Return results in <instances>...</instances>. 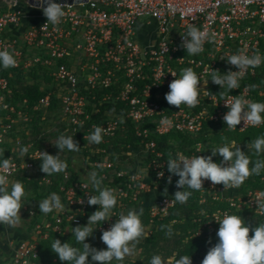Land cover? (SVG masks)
I'll list each match as a JSON object with an SVG mask.
<instances>
[{
  "label": "built area",
  "instance_id": "built-area-1",
  "mask_svg": "<svg viewBox=\"0 0 264 264\" xmlns=\"http://www.w3.org/2000/svg\"><path fill=\"white\" fill-rule=\"evenodd\" d=\"M34 1L42 3V0ZM58 4L66 12L62 22L44 27L47 18L41 7L29 0H0V51H9L16 60L14 67L0 68L3 69L0 70V110L5 111L0 114V146L9 151L7 159H12V168L7 173L10 182L18 176L27 175L30 179V172L42 161L40 152L49 153L41 130L55 117L63 126V134L73 139L81 132L86 140L95 126L105 129L101 142L105 145L128 132L134 133L139 139L137 147L125 145L127 150L117 153L86 140L85 146L92 155L105 154L92 162L90 155L83 154L86 162L93 169L100 168V178L107 181L105 187L113 189L118 200L111 221L96 226L102 235L119 214H127L139 204L144 207V197L171 175L163 153L157 151L151 136L197 135L209 124L233 132L262 126L245 127L242 121L237 129L230 130L223 118L229 111L224 102L231 96L242 95L252 102H264V63L246 69L239 77V88L234 90L214 84L211 72H238L227 59L241 51L249 56L257 53L264 56V0H87ZM192 25L206 30L212 37L205 42L204 51L195 56H189L183 47V35ZM187 67L201 79L200 102L196 107L178 108L168 104L165 95L170 90L169 84ZM4 70L8 76L2 75ZM10 79L25 85L38 84L43 95L33 103L24 98L11 104L7 102L13 97ZM35 113H38L37 134L32 128ZM164 117L172 119L171 128L161 125ZM25 146L29 151L21 156L20 149ZM136 151V155L140 152L148 157L145 168L140 169L137 163L130 168L124 165ZM202 152L201 143H197L191 155L177 154L192 157L201 156ZM160 172H164L163 177ZM71 177L69 171L64 172L58 186L57 195L64 208L35 222L32 232L5 264H50L42 257L38 243L48 239L51 233L62 234L87 225L93 210L88 199L96 195L95 188L84 180L71 181ZM115 178L120 182L112 185ZM39 184L52 185L53 178L45 174ZM203 188L200 203L211 199L224 201L228 207L207 214L195 237L218 232L216 220L225 213L232 214L233 209L248 207L257 215L264 214L258 211L255 202L264 199L260 191L237 197L230 193L233 188L226 190L222 184L213 185L210 181H205ZM175 206L172 196H161L149 206L147 236ZM29 215L36 216L32 210Z\"/></svg>",
  "mask_w": 264,
  "mask_h": 264
},
{
  "label": "clouds",
  "instance_id": "clouds-1",
  "mask_svg": "<svg viewBox=\"0 0 264 264\" xmlns=\"http://www.w3.org/2000/svg\"><path fill=\"white\" fill-rule=\"evenodd\" d=\"M44 3L47 5L42 9L47 18L44 27L48 24L59 25L66 15L64 7L55 0H44ZM211 39L206 30L192 25L188 28L186 35H183V47L189 56H195L204 51L205 42ZM227 62L239 71H229L227 74L212 71L211 81L224 90H234L239 88V77L244 71L259 67L264 63V56L259 53L249 56L241 51L230 55ZM15 65L16 60L13 54L7 50L0 51V68L7 69ZM171 74L176 77L175 73ZM200 82V77L191 67L182 69L179 78L169 84L170 90L165 95L166 101L178 108L181 105L196 107L200 102ZM224 103L229 108L223 118L228 129H237V125H240L242 121L245 127L264 125V102H252L239 95L229 97ZM160 123L166 128L173 126L172 119L167 117L162 118ZM104 132L105 129L95 126L94 131L85 139L100 144L103 141ZM54 146L60 150V153L65 150L80 149L72 136L65 135H60ZM248 148L257 156L264 155V135L252 140ZM28 151V146L22 147L20 155L25 156ZM217 155L223 158L220 163L213 160ZM39 160H42L41 171L46 173L47 177L64 172L67 167L66 162L60 158V154L53 156L47 152H40ZM11 168L12 159H0V224L15 227L21 219L22 199L26 192L21 182H10L7 173ZM167 169L169 173L179 177L176 187L183 191H177L174 200L184 204L193 191L204 189L205 181H210L213 185L222 184L226 190L239 188L250 175H260L264 171V159L252 161L249 155L239 147H235V141H233L213 148L210 156L187 157L177 154L176 158L170 157L167 160ZM159 175L163 177L164 172H160ZM172 175L168 177L169 183L172 182ZM90 178L98 195L90 196L88 204L99 205V209L88 217L86 226L72 228L75 243H62L61 240L54 239L50 248L58 255L61 262H67V264H97V262L98 264H117L132 253L135 246L133 242L145 234L141 221L143 209L139 213L136 210H129L127 214H119L116 222L111 224L108 230L103 231L100 237L107 246L106 250L93 247L86 241L93 235L96 226L106 221L110 222L115 216L113 210L118 200L113 189L101 186L102 178H98L96 172L90 173ZM255 202L258 205V211L264 212V199H257ZM63 208L61 198L56 193H51L48 198L39 201V209L43 214ZM216 221L219 223L217 232L219 240L209 249L202 264H264V222L255 228H250L240 215L228 213ZM150 264H164V260L160 255H154ZM175 264H193L191 255L179 256Z\"/></svg>",
  "mask_w": 264,
  "mask_h": 264
},
{
  "label": "trees",
  "instance_id": "trees-1",
  "mask_svg": "<svg viewBox=\"0 0 264 264\" xmlns=\"http://www.w3.org/2000/svg\"><path fill=\"white\" fill-rule=\"evenodd\" d=\"M3 70V69H0ZM3 76H8V72L6 70L2 71ZM10 88L13 91V97L7 99V102L11 104H15L24 98L28 99L30 103L38 100L39 97L43 95L39 91V85H25L20 80L10 79ZM107 105L106 108H108ZM105 110V107H103ZM5 111L0 110V114H4ZM38 113H35L34 120L32 123V128L34 130L33 133H39L38 126L36 125ZM264 135V125L258 128H250L244 132H233L223 129L218 124H209L205 125V128L202 132L197 135L187 134V133H171L162 137L151 136V138L156 142L157 151L163 153V159L168 160L170 157L175 158L178 152L191 155L194 152V145L197 143H206L208 141V137L212 136V139L216 138L219 140L225 141H235L239 144V148L245 152V154L249 155L252 161L256 159H264V155L257 156L250 151L248 145L255 140L257 137ZM128 138L126 140L121 139L122 136L113 139L110 144H95L97 146H102V148H106L110 153H117L118 150H127L125 145H131L133 147H137V139L132 132H128L125 134ZM74 141L79 146V151L85 156L90 155V161L99 160L103 158L105 154H94L90 153V149L85 146L86 140L83 139V134L79 132L75 135ZM175 143H173V142ZM42 142V141H41ZM112 145V147H110ZM83 146H85L83 148ZM56 152L59 151L57 147H55ZM53 150V152L55 151ZM51 150L48 154H50ZM70 152V151H69ZM9 151L0 146V159H7ZM211 151H203L201 156H210ZM118 160H123V157H118ZM222 157L217 155L213 158L214 162L220 163L222 161ZM148 162V157L145 158L144 164L146 165ZM42 161L38 163V177L36 179H27V175L18 176L20 180L24 181L28 185L31 186L32 190H34L37 199H46L50 196L51 193H59L58 186L61 182L60 173L53 174L51 177L53 178V184L50 186L40 185L39 181L44 176L41 171ZM89 167H92L91 163L87 161ZM251 167V165H250ZM98 178H100V168H95ZM66 170L70 171L72 174L71 181L76 180V175L74 174V170L68 164ZM171 174V173H170ZM172 175V174H171ZM59 178V179H58ZM179 177L172 175V182L169 183L167 179L158 182L157 191L161 194V196H172L174 197L177 191H183V189H178L176 187V182ZM69 181V183L71 182ZM107 181L102 180V187H105ZM120 182L118 178H115L112 185H116ZM191 191V190H190ZM241 196H246L250 191H260L264 195V171L261 172L260 175H250L245 182L237 189ZM96 192V190H95ZM200 191H193L189 200L180 204L176 202V206L171 210L170 215L165 218L162 222L157 223L156 227L153 229L150 235H146V228L149 224V213L148 208H144L142 204H139L138 208L132 210H136L138 213L141 209H143V213L141 215V221L145 229V234L142 235L136 242V249L141 250L143 262L141 264H150V260L154 255H160L164 264L166 261L172 259L170 264H175V260L182 255H191L193 264H202L203 259L208 253L209 249L214 247L218 243L217 232L208 235H201L200 237L193 236L201 226L203 222L207 219L205 216L207 214H212L214 211L218 209H226L228 204L226 202L220 201H212L208 199L205 203H200ZM96 195L98 193L96 192ZM153 204V203H152ZM99 205L93 206V210H91L90 215L98 210ZM206 212L203 214V212ZM253 210L245 207L242 210L233 209L232 214L240 215L242 219L249 225L250 228H255L259 226L260 223L264 222V214L256 215ZM51 213H48V217H50ZM250 215L256 217V221L252 222ZM201 218V222L198 219ZM41 218L33 217V221L29 228L31 229L35 222L40 221ZM84 226V225H80ZM29 229V230H30ZM72 230V229H71ZM71 230L65 231L62 234L51 233L48 239L41 240L38 245L42 257H44L50 264H59L61 261L58 258V255L55 254L50 246L54 239L61 240L62 243L68 242V240L72 243H75L73 240V233ZM171 230V233H169ZM252 232L250 231L249 236L251 237ZM88 238L86 242L90 243L92 241L95 243V248L102 250H106L107 246L102 242L101 243V235L95 229L94 235ZM73 240V241H72ZM79 246V245H77ZM91 258L89 257V260ZM59 261V262H58ZM5 264V263H0ZM61 264H67V262H61ZM140 264V263H134Z\"/></svg>",
  "mask_w": 264,
  "mask_h": 264
},
{
  "label": "rangeland",
  "instance_id": "rangeland-1",
  "mask_svg": "<svg viewBox=\"0 0 264 264\" xmlns=\"http://www.w3.org/2000/svg\"><path fill=\"white\" fill-rule=\"evenodd\" d=\"M0 8H1V5H0ZM58 121H59L58 117H55L54 119H51L45 126H43L41 133H43L44 138L42 139V141L49 146V148L51 150V152H50L51 155L56 156V155L60 154V158L66 162V165L69 164L71 166V168L74 170V174L76 175L77 179L92 183L91 178H90V173L96 172V170L93 169L92 167L88 166V164L85 160V156L79 150L78 151H70V152L65 150L61 153L59 150L56 152L54 144L56 143L57 138L60 135H64L63 134V126ZM127 138L128 137L125 135H123L121 137V139H123V140H126ZM173 143H175V142H173ZM230 143H231V141H225V139L219 140L216 138L212 139V136H210V137H208V141L206 143H201V148H202V151H211L213 148L220 147V146H223L224 144H230ZM195 147H196V145H194V148ZM235 147H239V144L237 142H235ZM53 150H55V151L53 152ZM136 154H137V151L135 153H133L132 156L127 159V161L124 162V165L126 167L130 168L133 166L135 167L136 163H137L140 169L145 168L147 166L144 164L146 156L140 152L138 155H136ZM135 158L138 159V161L134 163ZM38 170L39 169H38V165H37L35 170L30 172V176H29L30 179L29 180L36 179L38 177V174H39ZM66 171H68V170L65 169L64 172H66ZM64 172L60 173V178ZM43 174L45 175L46 173H43ZM16 181H19L24 185L26 195L22 199V209L20 212L21 219L15 227H18V228L24 227V228H26L25 231L28 230L31 233L32 228L30 229L29 226L31 225V223L33 221V217H31L29 215V211L32 210L35 212L37 217H39L41 219L44 218V216L47 214H43L39 209V201H41L43 199L38 200L37 196L35 195L36 192H34V190H32L30 185H28L24 181L20 180V178L15 177L12 180V182H16ZM46 186L47 185H45V187ZM48 186H50V185H48ZM230 193L232 195L237 196V197L238 196L242 197L239 194V191H237L234 188L231 189ZM159 197H161V194L157 190L149 193L147 196L144 197V204H143L144 208H148L149 206H151L152 203H154ZM252 212H254V210ZM250 218H251L252 222L256 221V217H253L252 215H250ZM12 231H13V227H11L9 225H5V224H0V261H3V263H6V261L10 258L12 250L14 249L15 244L17 242L16 240L12 239L10 236L9 232H11V234H12ZM93 235H94V233H93ZM21 238H23V236ZM89 238L91 240L92 237H89ZM68 242H70V241L68 240ZM90 242H91V245L93 247H95V245H94L95 243H93L92 241H90ZM101 243H102V241H101ZM133 243L135 246L133 248L132 253L130 255L126 256L122 262H117V264H134V263H140L141 264L143 262L141 250L136 249V242H133ZM99 249L102 250V248H99ZM171 261H172V259L166 261L165 264H170ZM59 264H61V262ZM97 264H98V262H97Z\"/></svg>",
  "mask_w": 264,
  "mask_h": 264
},
{
  "label": "crops",
  "instance_id": "crops-1",
  "mask_svg": "<svg viewBox=\"0 0 264 264\" xmlns=\"http://www.w3.org/2000/svg\"><path fill=\"white\" fill-rule=\"evenodd\" d=\"M134 163H135V160H134ZM5 225H7V224H5ZM20 228V229H19ZM13 227V231H12V234H11V232H9L10 233V236H11V238L12 239H14V240H16L17 242H16V244H15V247H14V249L12 250V253H13V251L16 249V247L21 243V242H23V241H25L26 239H27V237H28V235H29V231L28 230H26L25 231V229L26 228H22V227ZM21 233V234H20ZM23 236V238H21ZM10 238V237H9ZM14 242V241H13ZM12 253H11V255H12ZM10 255V256H11ZM3 260V259H2ZM1 263H3V261H0Z\"/></svg>",
  "mask_w": 264,
  "mask_h": 264
},
{
  "label": "water",
  "instance_id": "water-1",
  "mask_svg": "<svg viewBox=\"0 0 264 264\" xmlns=\"http://www.w3.org/2000/svg\"><path fill=\"white\" fill-rule=\"evenodd\" d=\"M83 1H87V0H55L56 3H61V2H69V3H81ZM29 3L35 5L36 7H41L43 9V7H46V3H44V0H42V3H40L39 1H34V0H29Z\"/></svg>",
  "mask_w": 264,
  "mask_h": 264
}]
</instances>
